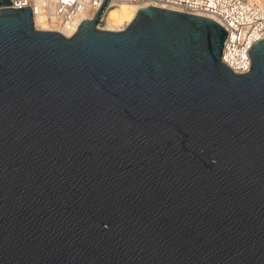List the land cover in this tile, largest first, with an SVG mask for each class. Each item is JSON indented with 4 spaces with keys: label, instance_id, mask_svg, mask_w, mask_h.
I'll return each mask as SVG.
<instances>
[{
    "label": "water",
    "instance_id": "obj_1",
    "mask_svg": "<svg viewBox=\"0 0 264 264\" xmlns=\"http://www.w3.org/2000/svg\"><path fill=\"white\" fill-rule=\"evenodd\" d=\"M108 3L0 9V264H264V37L236 73L215 20Z\"/></svg>",
    "mask_w": 264,
    "mask_h": 264
},
{
    "label": "built area",
    "instance_id": "obj_2",
    "mask_svg": "<svg viewBox=\"0 0 264 264\" xmlns=\"http://www.w3.org/2000/svg\"><path fill=\"white\" fill-rule=\"evenodd\" d=\"M104 0H11L2 8L31 7L33 16L42 12L54 29L73 23L81 14L95 15ZM130 1L141 7L157 6L184 13L209 17L226 30L221 60L234 72L246 73L252 65L249 49L264 37V11L245 0H109L113 3ZM106 8V9H107ZM211 16V17H210ZM88 19V18H85Z\"/></svg>",
    "mask_w": 264,
    "mask_h": 264
},
{
    "label": "bare ground",
    "instance_id": "obj_3",
    "mask_svg": "<svg viewBox=\"0 0 264 264\" xmlns=\"http://www.w3.org/2000/svg\"><path fill=\"white\" fill-rule=\"evenodd\" d=\"M245 1L248 4L257 6L259 9L264 11V0H245ZM111 6H115V7H113L112 9H109ZM111 6H109L106 9V11H104V14H102L101 17H102V20H104V16L107 10L109 9L105 17L104 25H105L106 30H112V31L125 30L130 25V23L136 16L139 8L141 7L140 4L133 3L130 1H120L117 3H113ZM94 16L95 15L89 16L86 13H83L73 23L68 24V25H62L59 27L56 26L55 29L53 25H51L50 19L47 18L46 15H44L42 12L40 13L38 12L35 14L34 21H35L36 27L40 30L57 31V32L64 34L67 37H70L78 31L80 24L85 18L92 19L94 18ZM98 25H100V23H98L97 26Z\"/></svg>",
    "mask_w": 264,
    "mask_h": 264
},
{
    "label": "rangeland",
    "instance_id": "obj_4",
    "mask_svg": "<svg viewBox=\"0 0 264 264\" xmlns=\"http://www.w3.org/2000/svg\"><path fill=\"white\" fill-rule=\"evenodd\" d=\"M97 27L102 28V29H106V28H105V25H104V26H100V25H98Z\"/></svg>",
    "mask_w": 264,
    "mask_h": 264
}]
</instances>
